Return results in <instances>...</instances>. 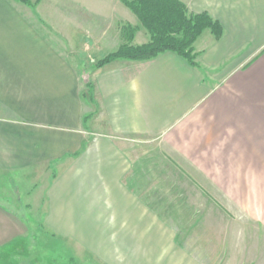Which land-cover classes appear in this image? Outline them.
<instances>
[{"label":"crops","instance_id":"crops-1","mask_svg":"<svg viewBox=\"0 0 264 264\" xmlns=\"http://www.w3.org/2000/svg\"><path fill=\"white\" fill-rule=\"evenodd\" d=\"M69 1L0 0V262H222L223 202L264 193V0H180L223 29L195 42L198 68L166 52L99 69L120 15Z\"/></svg>","mask_w":264,"mask_h":264},{"label":"trees","instance_id":"trees-1","mask_svg":"<svg viewBox=\"0 0 264 264\" xmlns=\"http://www.w3.org/2000/svg\"><path fill=\"white\" fill-rule=\"evenodd\" d=\"M35 6L42 0H16ZM122 3L138 18L148 32L147 44L134 46L137 28L126 25L121 28L125 43L95 65L102 68L116 60L149 61L162 53H175L192 67L198 68L194 44L202 33L210 29L216 39L223 34L222 26L208 13L193 14L180 0H122Z\"/></svg>","mask_w":264,"mask_h":264},{"label":"rangeland","instance_id":"rangeland-1","mask_svg":"<svg viewBox=\"0 0 264 264\" xmlns=\"http://www.w3.org/2000/svg\"><path fill=\"white\" fill-rule=\"evenodd\" d=\"M36 0H33V3ZM69 0H65L67 2ZM117 0H111V4L109 1H105V9L100 10L99 13H101L102 18L104 17L107 20L108 14L112 11V17L114 18V13H118L120 15L119 20H121V26L119 28V32L122 36L121 28L126 25H132L131 23H134L135 20H138L137 17L122 3H116ZM64 2V0H62ZM70 2V1H69ZM68 3L67 7L68 9L71 8V2ZM99 2V1H98ZM103 5L104 1H100ZM97 3V2H96ZM45 8L47 11H51V8H55V3L53 2L51 4L50 1L45 3ZM58 8H61L58 6ZM64 10H68L67 8H63ZM111 10V11H110ZM69 11V10H68ZM61 18V17H60ZM59 18V19H60ZM54 19V18H53ZM62 19V18H61ZM65 19V18H63ZM140 22V21H138ZM62 24V23H61ZM141 24V23H140ZM62 26V25H61ZM59 26L58 28L63 31V28ZM133 27L137 28L136 35L139 31L138 26ZM64 27V34H66V30H69L65 25ZM75 35L77 33H74ZM78 35L81 36L82 32H78ZM135 35V36H136ZM123 37V36H122ZM105 54V52H104ZM102 53H100L97 56V59H100L102 57ZM88 76L85 75V78ZM249 190H252L253 192L250 193ZM249 191V193H247ZM225 194V192H224ZM247 194L248 196H246ZM250 196V197H249ZM249 197V198H248ZM240 198L243 200H240L239 202H223V217H222V227L224 230L231 228V237L232 241L229 243V250L223 252L222 256V262H214L213 259L215 255L219 253V251H214L213 254H211L210 251H208L210 258L207 260L206 264H264V254L262 252V239H263V233L262 227L263 225L262 220L264 218V193L262 188H244V193H240ZM36 220V221H35ZM32 220L33 223H31L32 230L36 228L35 235L40 233L41 228V219H35ZM38 236V235H37ZM227 236L224 237L225 238ZM252 239L254 237V243L256 244V250H255V262L248 261V256L246 253V243L247 240ZM42 235H39V240L43 241ZM47 240V239H46ZM248 240V241H249ZM258 249V250H257ZM217 250H219L217 248ZM203 253V252H202ZM44 253L40 248H35L34 251L31 254V259H37L38 257L42 256ZM50 258V256H48ZM26 264H95L94 262H21ZM205 263V262H203ZM0 264H9L8 262H0Z\"/></svg>","mask_w":264,"mask_h":264}]
</instances>
